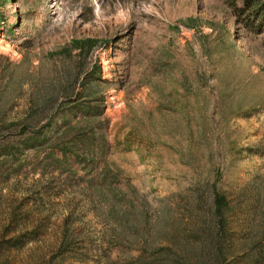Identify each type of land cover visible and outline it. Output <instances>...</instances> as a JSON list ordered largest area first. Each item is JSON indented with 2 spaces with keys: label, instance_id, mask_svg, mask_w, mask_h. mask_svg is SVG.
I'll list each match as a JSON object with an SVG mask.
<instances>
[{
  "label": "rangeland",
  "instance_id": "374dc122",
  "mask_svg": "<svg viewBox=\"0 0 264 264\" xmlns=\"http://www.w3.org/2000/svg\"><path fill=\"white\" fill-rule=\"evenodd\" d=\"M81 40L87 55L66 53ZM67 85L79 95L54 128L17 135ZM99 172L152 222L216 182L235 243L258 233L228 264H264V34L224 0H0V264H97L112 238ZM65 230L83 263L58 255Z\"/></svg>",
  "mask_w": 264,
  "mask_h": 264
},
{
  "label": "trees",
  "instance_id": "16d2710c",
  "mask_svg": "<svg viewBox=\"0 0 264 264\" xmlns=\"http://www.w3.org/2000/svg\"><path fill=\"white\" fill-rule=\"evenodd\" d=\"M224 1L243 30L257 36L264 34V0ZM92 49L91 40L74 41L66 53L71 54L72 50H76L82 56ZM91 84L83 85L85 92L89 88L87 85ZM59 93L64 104H57L58 96L43 103L34 101L28 116L19 125L17 135L34 134L40 137L48 129H53L59 120L58 113L66 105L73 107L75 102L72 98L79 95L74 88L70 91L68 85L61 87ZM81 99L84 97L78 100ZM111 178L106 172H99L95 181H89L96 186V190L107 191L111 201L109 215L112 219V238L106 246L101 241L97 247V253L100 254L96 255L100 257L96 258L97 264H228L239 253H248L258 235L251 226H242L239 231L246 234L239 243H235L229 229L231 201L217 190L216 182L198 185L190 196L178 195L181 205L176 210L166 205L168 199H162L156 219L152 222L146 199L137 196L136 190L132 193L120 192L118 183ZM206 192H209V196ZM67 232L64 231L60 240L58 255L70 256L83 263L86 258L79 250L78 239L70 238ZM113 249L120 250L122 256L116 260L110 259L106 252Z\"/></svg>",
  "mask_w": 264,
  "mask_h": 264
}]
</instances>
